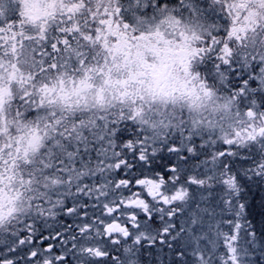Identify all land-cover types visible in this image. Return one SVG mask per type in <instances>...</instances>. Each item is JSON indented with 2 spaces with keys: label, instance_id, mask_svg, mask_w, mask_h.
<instances>
[{
  "label": "snow or ice",
  "instance_id": "obj_1",
  "mask_svg": "<svg viewBox=\"0 0 264 264\" xmlns=\"http://www.w3.org/2000/svg\"><path fill=\"white\" fill-rule=\"evenodd\" d=\"M0 264H264V0H0Z\"/></svg>",
  "mask_w": 264,
  "mask_h": 264
}]
</instances>
